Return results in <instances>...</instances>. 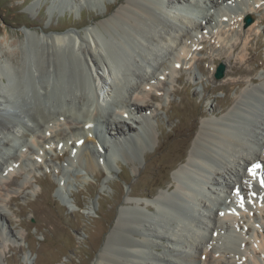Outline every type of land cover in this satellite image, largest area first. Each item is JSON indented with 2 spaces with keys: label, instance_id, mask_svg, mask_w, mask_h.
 Here are the masks:
<instances>
[{
  "label": "bare ground",
  "instance_id": "bare-ground-1",
  "mask_svg": "<svg viewBox=\"0 0 264 264\" xmlns=\"http://www.w3.org/2000/svg\"><path fill=\"white\" fill-rule=\"evenodd\" d=\"M67 1L69 5L78 2L58 3ZM238 1L243 7L232 15L231 6L237 0H125L123 8L121 4L116 13L104 15L103 21L84 32L41 36L25 32L14 46V41L11 45L4 41L6 48L0 49V117L20 112V98L30 94L25 84L28 75L37 76L30 89L41 106L36 109L35 99L30 97L27 111L31 117L34 114L33 119L10 116L11 120L0 121L1 241L12 237L5 222L4 192L26 170L23 149L22 153L15 151L17 145L39 155L44 146L52 149L55 142L68 145V140L77 139L82 145L76 159L88 172L97 162L123 151L120 147L127 137L140 142L139 131L148 128L149 119L158 114L146 101L162 95L159 90L164 95L167 75L173 76L175 67L197 48L200 37L195 32L218 37L220 30L234 33L235 26L247 28L249 33L256 27L258 21L244 26V17L260 5L245 7L247 0ZM214 68L212 62L211 70ZM235 72L247 71L238 68ZM61 76H71V80ZM260 78L249 79L257 84L246 85L225 114L200 125L185 163L176 170L177 184L170 195L157 196L150 203L155 209L148 215L119 212L92 264H260L256 255L264 252V206L258 205L260 216L252 219L262 240L251 239L249 246L233 224L238 215L253 218L251 207L243 205L230 212L235 200L250 201L259 194L256 182L264 175V79ZM66 82L73 83L71 90ZM52 92L56 97L50 100ZM215 112L213 108L211 113ZM102 125L104 129H100ZM96 127L101 139L106 134L114 138L110 146L94 135ZM57 134L62 140L56 141ZM38 143L41 148L34 147ZM104 154L108 156L103 158ZM73 157L67 158L69 165L76 163ZM12 163L18 172L14 173ZM259 182L264 185V179ZM241 202L246 204V200ZM246 209L247 214H242Z\"/></svg>",
  "mask_w": 264,
  "mask_h": 264
},
{
  "label": "rangeland",
  "instance_id": "rangeland-1",
  "mask_svg": "<svg viewBox=\"0 0 264 264\" xmlns=\"http://www.w3.org/2000/svg\"><path fill=\"white\" fill-rule=\"evenodd\" d=\"M124 1L78 0L76 5H69L68 1L60 4L58 0H0V49L6 48V41L10 45L14 41L12 46L20 42L25 32H34L40 36L65 31L84 32L103 21L104 15H112L123 8ZM253 4L260 6L248 14L253 18L252 23L258 21L250 33L247 28L236 26L234 33L228 31L229 35L222 34L220 30L217 35L220 42L216 43L218 37L195 32L200 37L197 48H193L184 61L175 67L173 76L167 75L164 95L162 90H159L162 95L151 91V94L158 93L159 96L156 100L146 101L153 104L152 108H156L158 114L149 119L148 128L139 131L137 126L140 142L127 137V142L120 147L123 151L117 150L119 152H116L115 158L110 157L105 162L101 160L86 172L81 160L76 159L81 149L77 139L68 140V145L55 142L52 149L46 146L41 148L38 143L34 147L42 149L39 155L28 153L29 150L22 146L26 170L18 173V179L4 192L7 194L5 222L12 237L0 240V264H92L120 211H139L142 215H148L155 209L151 205L157 196L159 198L171 194L177 184L174 182L176 170L185 163L195 135L201 130L200 125L225 114L246 85L257 84L250 81V78L264 79V0H247L244 6ZM241 7L238 0L232 4L235 11L232 15ZM200 34L205 37L201 38ZM220 36L225 37L223 41ZM30 54L33 56L32 52ZM243 56L244 59H241ZM212 62L215 64L214 70H211ZM220 62L225 64V70L223 77L217 79L214 72ZM238 68L248 73H236ZM177 76L179 81H175ZM33 77H26L25 84L30 94L20 98L23 102L22 105L21 100L18 102L20 108L17 109L20 112H8L0 117H3L0 121L11 120L10 116L30 120L27 108L30 97L35 99L30 89ZM61 78L71 80V76ZM238 81L244 84L240 85ZM72 84L66 82L68 89H72ZM55 97L54 92L48 95L50 100ZM35 102V108L38 109L41 103L38 105L36 99ZM213 108L216 109L214 114L211 113ZM18 114L22 117H17ZM31 118H34V114ZM99 123L102 121L99 120ZM104 127L102 125L99 128ZM97 132L100 143L110 146L114 138L106 134L107 137L101 139L98 128ZM60 136L57 134L56 141L61 139ZM114 137L116 139L118 135ZM30 140L27 141L31 143ZM72 145H75L73 149ZM17 146L15 151L22 153L21 143ZM70 155L76 161L73 165L67 162ZM12 169L14 173L19 171L14 163ZM260 180L258 177L256 184H260ZM240 199L235 200V207L247 200L242 197ZM254 199L256 202L263 201L264 195L259 193ZM254 199L252 202L255 204ZM259 204L264 206V202ZM250 207L254 217L243 218L238 215L236 225L233 224L236 230L243 232L242 239L246 246L250 245L251 239L262 240L255 223H252L254 218L260 216L257 210L259 206ZM157 243L165 245L161 241ZM256 256L260 264H264V252ZM249 261L252 262L251 259ZM202 263L206 264L200 261Z\"/></svg>",
  "mask_w": 264,
  "mask_h": 264
},
{
  "label": "water",
  "instance_id": "water-1",
  "mask_svg": "<svg viewBox=\"0 0 264 264\" xmlns=\"http://www.w3.org/2000/svg\"><path fill=\"white\" fill-rule=\"evenodd\" d=\"M244 22H245V26H247L252 22V18L249 15H247L244 19ZM224 70H225V64L223 62H220L217 65L215 73H214L215 78L217 79L222 78L224 75Z\"/></svg>",
  "mask_w": 264,
  "mask_h": 264
}]
</instances>
